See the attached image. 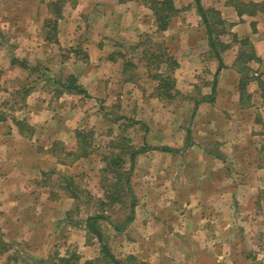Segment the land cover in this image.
Listing matches in <instances>:
<instances>
[{
  "label": "rangeland",
  "instance_id": "rangeland-1",
  "mask_svg": "<svg viewBox=\"0 0 264 264\" xmlns=\"http://www.w3.org/2000/svg\"><path fill=\"white\" fill-rule=\"evenodd\" d=\"M44 1L47 0L38 2L36 7L35 2H18L12 11L18 25L10 26L4 19L11 14L6 9L11 3L0 0V17L6 16L0 19V68L3 69L0 75V111L10 119L13 116L22 117L35 126L34 136L29 138L25 135L12 136L9 129L14 126L5 124L0 127V234L9 244L8 250L0 252V264H22L23 255L46 259L56 254L64 256L66 250L77 254L79 263L93 261L94 264H103L100 244L87 231L83 221L93 212V201L85 204L80 198L75 199L61 189L59 185L65 183L58 172L72 177L82 197L90 195L96 198L103 193L99 171L103 165L102 157L109 151L110 142L117 137L128 136L136 147H141L150 142L160 143L161 139L171 142L180 133L176 145L181 149L185 146L184 137L193 117L194 101L190 98L192 95L198 97L201 92L210 93V85H206L205 81L210 84L217 63L213 58H208L205 28L194 0H191L192 7L191 4L185 8L183 5L180 10L185 22L184 33L189 35V41L182 44L172 37L171 33L174 34L175 30L155 32L153 17L147 6L133 1L140 7L138 11L127 8L125 14L116 17L111 11L117 0H96L92 9L85 12L75 10V6L65 7L57 33L58 45L43 42V20L49 14ZM79 1L81 5L83 0ZM34 13L36 20L31 24V21H27ZM124 16L128 24L124 26L127 34L123 35L116 31L114 22L123 21ZM139 30H144L143 34L146 35H139L133 40L131 37ZM27 35L31 42L18 39ZM147 37L162 42L182 63L174 71L176 86L181 94L169 103L154 96L156 81L146 77L144 70H140L142 75L134 71L137 75L133 76L132 81H126L125 74L121 73V59L114 62L107 59V55L116 50L136 59L139 52L134 45ZM222 39L228 42L230 36L225 35ZM76 41H83L79 54L83 56V53H87L88 61L75 59L72 54L63 57L59 54L61 49L74 45ZM188 42H192L193 46H189ZM184 51H190L192 55ZM17 52L19 58L25 59L30 66L39 63L41 72L30 73L12 64L11 57ZM197 54L202 57L194 58ZM43 66H47L50 73L40 76L45 72ZM71 71L77 72V79L81 80L89 97L57 94L54 91L57 86L48 80L49 75L62 78ZM26 84L32 85L33 89L22 99L17 95V90ZM259 114L264 117V109ZM9 123L13 124L11 121ZM173 125H178V129L172 130ZM262 127L264 132V125ZM77 128L94 131L90 154L74 161L66 159L63 163L59 159H63L64 153L52 154L50 148L55 141H59L64 148L75 149L74 130ZM254 142L252 145L257 146L256 140ZM11 149H14L13 154ZM262 157L264 154L251 155V159H254L251 164L253 169H245L244 181H254L260 177L258 180L264 186ZM159 159L163 165H172L173 171L157 170L158 158L153 153L136 158L130 181L138 204L147 188H155L156 181H187L182 177L187 172L186 167L181 168L183 161L180 157L163 156ZM258 163L263 168L260 171L254 169ZM171 183L165 187L164 196L173 195ZM245 206L242 207L243 211L246 210ZM260 209L256 217H246V213L242 212L243 216L239 219L243 223L240 226L243 227L241 240L244 249L240 253H231H237L236 256L241 254L243 264H264V205L261 204ZM115 211L118 212L112 214V219L123 217L122 210L115 207ZM100 223L111 252L120 258L126 256L132 248L126 244L125 237L111 232V225L106 221ZM134 224L135 217L126 225L129 233L124 234L126 238H130L129 227ZM223 262L220 264H233L234 261L228 259Z\"/></svg>",
  "mask_w": 264,
  "mask_h": 264
},
{
  "label": "crops",
  "instance_id": "crops-1",
  "mask_svg": "<svg viewBox=\"0 0 264 264\" xmlns=\"http://www.w3.org/2000/svg\"><path fill=\"white\" fill-rule=\"evenodd\" d=\"M20 1L9 0L11 4L6 7L11 14H6L9 18H5L4 21L10 26L18 25L12 11L16 9ZM30 1L32 4L35 2V7L38 2L43 3V0H26L27 3ZM245 1L262 2L264 0ZM173 2L178 11L171 19L169 27L163 32L175 30L174 34L171 33L172 37L182 44L189 41V35L184 33L185 22L180 10L183 5L184 8L189 4L192 7V3L191 0H173ZM200 2L204 8L213 7L219 10L222 18L232 23L231 31L235 33L237 39H248L255 58L248 61L250 80L245 88L246 93L241 95L238 88L241 73L234 66L240 44L231 43L221 54L224 67L217 75L215 92L211 98L200 100L202 96L207 97L211 94V91L210 93L201 92L198 97L192 95L190 98L194 101V109L191 124L184 137L185 146L179 149L176 145L180 136V133H177L171 142L161 139L160 143H148L149 148L139 154L140 156L155 154L158 158L156 169L166 170V172H172L174 167L163 165L159 158L178 156L183 161L181 168L186 167L187 172L186 176H182L187 181H156L155 188H147L139 204L137 201L134 208L135 224L129 227L130 238L124 235L128 233L126 227L122 231H117L111 226V232L123 235L126 244L131 246L132 250L128 254H133L140 261L150 264H220L228 259H232L233 264H243L244 258L241 254L236 256L237 253L234 255L231 253L232 251L240 253L244 249L241 240L243 227L240 226L243 223L239 219L243 216L242 212L246 213V217L248 215L250 218L252 215L256 217L257 212L261 210V204L264 205V193H262L264 186L258 180L260 177H256L254 181H244L245 169L248 171L253 169L251 164L254 159H251V155L264 154V132H262L264 117L259 114L264 109V14L256 12L239 16L227 0H200ZM79 3L76 4L75 10L85 12L92 9L96 0H83L81 5ZM112 8L111 12H114L116 17L125 14L127 8L136 11L140 9L132 0L116 2ZM35 14H32L27 22L31 21V24H34ZM125 17L121 22L116 20L114 22L116 31H120L123 35L127 34L124 26L128 23L125 22L127 20ZM3 18L0 17V19ZM61 20L62 18L58 20V29ZM143 32L144 30H141L131 38L136 40ZM29 38L27 35L18 39L31 42ZM188 43L189 46H193L192 42ZM184 53L192 55L190 51H184ZM14 56L19 57V52ZM193 57L198 58L202 55L197 54ZM178 62V68H180L182 63L179 60ZM2 70L0 68V72ZM70 73L78 76L76 71ZM257 79H261L263 83L260 84ZM1 80L2 77H0V84ZM78 82L83 84L81 80ZM23 86L27 84L21 85ZM176 87L179 89L178 86ZM196 100L198 103L195 104ZM13 117L23 119L18 116ZM12 119L5 115V120H0V127L5 124L14 126L9 129L10 134L23 137V134L15 129L16 126L9 123ZM177 124L179 125V122ZM30 125L35 128L33 123ZM178 125H173L171 129L175 130ZM159 138L162 137L159 136ZM255 140L257 146L252 145ZM162 147H168L169 150ZM13 150L10 151L12 154ZM259 166L261 165L258 163L254 169L258 171L263 169ZM262 166L264 167V164ZM170 183L173 185V195L164 196V189ZM14 192V194L17 193L16 190ZM243 206L246 207L245 211L242 209Z\"/></svg>",
  "mask_w": 264,
  "mask_h": 264
},
{
  "label": "trees",
  "instance_id": "trees-1",
  "mask_svg": "<svg viewBox=\"0 0 264 264\" xmlns=\"http://www.w3.org/2000/svg\"><path fill=\"white\" fill-rule=\"evenodd\" d=\"M79 0H47L45 5L48 11V16L43 20V39L49 44H59L57 37L58 33V20L64 15V9L67 5L74 7ZM123 2L127 0H117ZM136 3L147 6L151 11L153 17V24L155 26V32L162 33L165 31L171 22L173 16L176 15L178 9L174 5L173 0H132ZM196 5V11L199 14L202 24L205 28L206 41L208 45L207 54L208 58H213L216 61V68L212 74L210 80V91L207 97H201L200 100L210 99L212 94L215 92V85L217 75L219 71L224 67L222 52L225 51L231 43L238 42L240 44L239 53L235 59V67L241 73L238 81V88L240 94L246 93V85L250 80L248 74L249 67L248 61L255 58L254 52L251 49L247 38L237 39L235 33L231 31L232 23L227 22L222 18L219 10L208 7L204 8L200 0H194ZM227 3L234 7L237 14H255L256 12H262L264 14V1L252 2L245 0H227ZM146 35L145 33L140 34ZM230 36V41H224L223 36ZM146 38V40L137 41L134 45L138 49V56H128L126 52L116 50L110 52L107 55V59L114 62L117 59H121V73L125 74L126 81H132L133 76L137 73L143 74L140 70H144L146 77L153 78L156 81L154 85V96L164 102L173 101L176 96L180 95L181 92L176 87V79L174 71L179 67L178 60L167 50V47L162 42L153 41ZM82 42L76 41L74 45H70L67 48L60 50L61 57L69 56L72 54L75 59L88 61V54L83 53L80 56L82 50ZM11 63L17 64L21 68L27 69L30 73L41 72L39 63L30 66L25 59L17 56L11 57ZM45 72H42L40 76L50 73V69L47 66H43ZM137 70V71H136ZM136 71V72H134ZM48 80L57 86L54 91L59 93H70L89 97V93L86 88L78 82L77 77L70 73L62 78H56L54 74L49 75ZM260 84L263 83L261 79H257ZM204 82V81H203ZM205 84L208 82L205 81ZM32 85L23 86L18 88L17 95L24 99L30 91L33 89ZM198 88V87H197ZM198 100L195 101V104ZM13 124L17 127L19 132L26 137L32 136L35 129L32 125L26 122L25 119H18L12 117ZM0 120H5V114L0 112ZM188 132V131H187ZM75 149H66L63 144L59 141H55L53 146L50 148L52 154L57 155L58 153H64L63 159H59L61 162H65L66 159L70 161L77 160L81 157H87L90 154V147L94 140V131L85 129L74 130ZM109 151L103 155V165L99 171L101 173L100 187L103 191L101 196L93 198L90 195L82 197L80 190L74 184L73 179L70 175L62 172H58L61 175L62 181L65 184L59 185L61 189H65L69 195L75 199L89 204L93 201L94 210L84 218V225L87 231L93 235L94 238L100 244L101 260L103 264H150L148 262L140 261L135 255L127 254L123 258L116 257L110 250L108 244L105 241L103 230L101 227V221H106L117 231L125 229L126 225L133 219L134 208L137 204V199L131 189L130 176L134 167L136 157L145 152L148 145L136 147L130 137L120 136L114 141L110 142ZM162 149L169 150L168 147H162ZM58 151V152H57ZM57 153V154H56ZM129 164V167H127ZM89 196V197H88ZM120 209L124 213L123 217L117 216L112 219V214H117ZM9 244L0 234V252L8 250ZM78 255L75 253H68L64 256L56 254L49 258H35L30 255H23L22 264H79ZM94 264L93 261H84L83 264Z\"/></svg>",
  "mask_w": 264,
  "mask_h": 264
}]
</instances>
